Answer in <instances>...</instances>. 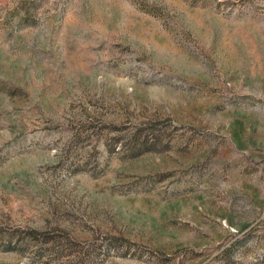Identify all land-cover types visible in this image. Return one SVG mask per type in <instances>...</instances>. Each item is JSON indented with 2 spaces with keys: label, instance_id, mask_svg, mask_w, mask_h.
<instances>
[{
  "label": "rangeland",
  "instance_id": "374dc122",
  "mask_svg": "<svg viewBox=\"0 0 264 264\" xmlns=\"http://www.w3.org/2000/svg\"><path fill=\"white\" fill-rule=\"evenodd\" d=\"M0 264H264V0H0Z\"/></svg>",
  "mask_w": 264,
  "mask_h": 264
},
{
  "label": "trees",
  "instance_id": "16d2710c",
  "mask_svg": "<svg viewBox=\"0 0 264 264\" xmlns=\"http://www.w3.org/2000/svg\"><path fill=\"white\" fill-rule=\"evenodd\" d=\"M26 233L29 234L34 239H43L45 241L54 238L53 233L50 230L48 231V230H38V229H26Z\"/></svg>",
  "mask_w": 264,
  "mask_h": 264
}]
</instances>
